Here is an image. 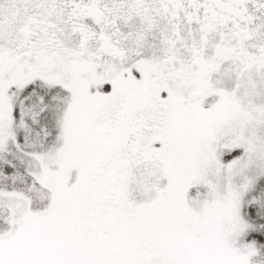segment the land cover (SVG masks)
<instances>
[{"label":"snow or ice","instance_id":"1","mask_svg":"<svg viewBox=\"0 0 264 264\" xmlns=\"http://www.w3.org/2000/svg\"><path fill=\"white\" fill-rule=\"evenodd\" d=\"M0 264H264V0H0Z\"/></svg>","mask_w":264,"mask_h":264}]
</instances>
